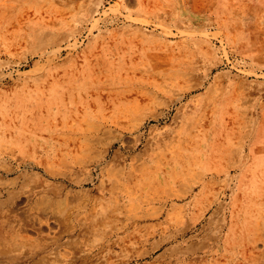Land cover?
Instances as JSON below:
<instances>
[{
    "label": "rangeland",
    "instance_id": "374dc122",
    "mask_svg": "<svg viewBox=\"0 0 264 264\" xmlns=\"http://www.w3.org/2000/svg\"><path fill=\"white\" fill-rule=\"evenodd\" d=\"M0 23V264H264V0H0Z\"/></svg>",
    "mask_w": 264,
    "mask_h": 264
},
{
    "label": "bare ground",
    "instance_id": "6f19581e",
    "mask_svg": "<svg viewBox=\"0 0 264 264\" xmlns=\"http://www.w3.org/2000/svg\"><path fill=\"white\" fill-rule=\"evenodd\" d=\"M2 1H4V0H2ZM12 1V0H11ZM38 2H39V0H37ZM45 1V0H44ZM22 2V1H21ZM7 4V3H6ZM41 4V3H40ZM24 5V4H23ZM6 6V5H5ZM28 6V5H27ZM41 6V5H40ZM32 7V6H31ZM44 7V6H43ZM47 7H48V5H47ZM4 9V8H3ZM28 9V8H27ZM46 9V8H45ZM40 10V9H39ZM42 11V10H41ZM40 11V12H41ZM2 12V11H1ZM10 12V11H9ZM36 12V11H35ZM181 12V11H180ZM4 13H6V12H4ZM29 13V12H28ZM30 14H31V12H30ZM11 15V14H10ZM190 15H191V13H190ZM3 17V16H2ZM12 17V16H11ZM23 17V16H22ZM21 17V18H22ZM28 17H29V15H28ZM32 17V16H31ZM8 18V17H7ZM14 18V17H13ZM18 19V18H17ZM28 19V18H27ZM178 19V18H177ZM23 20V19H22ZM35 20V19H34ZM48 20V19H47ZM6 21H8V20H6ZM12 21H14V20H12ZM19 21V20H18ZM21 21V20H20ZM26 21V20H25ZM11 22V21H10ZM28 22V21H27ZM163 22V21H162ZM5 23V22H4ZM9 23V22H8ZM33 23V22H32ZM1 24V23H0ZM16 24V23H15ZM49 24V23H48ZM12 25V24H11ZM23 26V25H22ZM21 26V27H22ZM11 27V26H10ZM13 27V26H12ZM12 29V28H11ZM16 29V28H15ZM14 31V30H13ZM19 31V30H18ZM46 31V30H45ZM5 32V31H4ZM17 32V31H16ZM16 32H15V34H16ZM6 33V32H5ZM9 33V32H8ZM193 59V58H192ZM190 61V60H189ZM185 66H187V65H185ZM177 69H179V68H177ZM171 71V70H170ZM195 71V70H194ZM186 73V72H185ZM168 74V73H167ZM173 74V73H172ZM178 74V73H177ZM188 75V74H187ZM182 76V75H181ZM165 78V77H164ZM83 82V81H82ZM163 82V81H162ZM167 83V82H166ZM171 83V82H170ZM83 85V84H82ZM85 86V85H84ZM90 86V85H89ZM81 87V86H80ZM203 87V86H202ZM167 88V87H166ZM191 88V87H190ZM86 89H88V88H86ZM195 89H196V87H195ZM201 89V88H200ZM161 91V90H160ZM157 93V92H156ZM184 95V94H183ZM159 98V97H158ZM199 98V97H198ZM178 99V98H177ZM196 100V99H195ZM197 106V105H196ZM195 106V107H196ZM199 107V106H198ZM205 107V106H204ZM135 108H136V110L135 111H137V110H139V108L138 107H136L135 106ZM206 109V108H205ZM133 110H130V109H126V110H124V111H122V112H120V115H121V117L122 118H125L126 120L128 119H130V117H131V112H132ZM208 114V113H207ZM195 115V114H194ZM208 116H210V115H208ZM206 117V116H205ZM190 118V117H189ZM191 119V118H190ZM200 119V118H199ZM203 119V118H202ZM158 120V119H157ZM214 120V119H213ZM114 122V121H113ZM109 123V122H108ZM187 123V122H186ZM208 123V122H207ZM209 124V123H208ZM188 125V124H187ZM110 126V125H109ZM116 126V125H115ZM120 128V127H119ZM196 128V127H195ZM112 129V128H111ZM105 132H107V131H105ZM96 133V132H95ZM214 134V133H213ZM105 136V135H104ZM208 136V135H207ZM215 138V137H214ZM207 139V138H206ZM218 140V139H217ZM95 141V140H94ZM108 145V144H107ZM82 146V145H81ZM208 146V145H207ZM215 146V145H214ZM13 147V146H12ZM79 149H81V148H79ZM78 149V150H79ZM105 149V148H104ZM107 149V148H106ZM111 149V148H110ZM105 152V151H104ZM3 154V153H2ZM12 154V153H11ZM14 154V153H13ZM81 154V153H80ZM103 155V154H102ZM8 156V155H7ZM99 156H100V154H99ZM80 159V158H79ZM83 161V160H82ZM1 162V161H0ZM74 162V161H73ZM93 162H95V160H93ZM2 163V162H1ZM33 163V162H32ZM91 163V162H90ZM125 163V162H124ZM35 164V163H34ZM39 164H41V163H39ZM43 164V163H42ZM6 165V164H5ZM79 165H80V163H79ZM126 165V164H125ZM17 166V165H16ZM45 166V165H44ZM43 166V167H44ZM75 166V165H74ZM11 167V166H10ZM123 167V166H122ZM10 169V168H9ZM69 169V168H68ZM128 169V168H127ZM130 169V168H129ZM2 170V169H1ZM5 170V169H4ZM123 170V169H122ZM125 170H126V168H125ZM1 172V171H0ZM6 172V171H5ZM57 172V171H56ZM2 174V173H1ZM0 174V175H1ZM7 175V174H6ZM18 177V176H17ZM88 178H90V177H88ZM127 179V178H126ZM202 179V178H201ZM18 180V179H17ZM83 180V179H82ZM209 181H210V179H209ZM218 182V181H217ZM13 183V182H12ZM12 183H10V184H12ZM210 183V182H209ZM6 185V184H5ZM8 186V185H7ZM35 186V185H34ZM65 186V185H64ZM77 186V185H76ZM207 186V185H206ZM214 186V185H213ZM63 187V186H62ZM34 188V187H33ZM32 188V189H33ZM65 188V187H64ZM206 189V188H205ZM220 189V188H219ZM58 191V190H57ZM65 191V190H64ZM158 191V190H157ZM9 192V191H8ZM42 192V191H41ZM50 192V191H49ZM204 192V191H203ZM5 193V192H4ZM37 194V193H36ZM46 194V193H45ZM48 194V193H47ZM72 194V193H71ZM189 194V193H188ZM53 196V195H52ZM79 196V195H78ZM114 196V195H113ZM135 196H136V199H135ZM9 197V196H8ZM95 197V196H94ZM97 197V196H96ZM108 197V196H107ZM123 198V197H122ZM124 198H126L128 201H129V203L132 205L133 203L135 204L137 201H138V195L135 193V192H132L129 188H125L124 189ZM175 198V197H174ZM183 198V197H182ZM35 199H37V198H35ZM40 199V198H39ZM38 199V200H39ZM99 199V198H98ZM121 199V198H120ZM141 199V198H140ZM91 200H94V199H91ZM90 200V201H91ZM149 200V199H148ZM1 201V200H0ZM72 201H74V200H72ZM89 201V200H88ZM95 201V200H94ZM108 201V200H107ZM170 201V200H169ZM178 201V200H177ZM8 202V201H7ZM31 202V201H30ZM48 202V201H47ZM52 202V201H51ZM62 202H63V200H62ZM76 202V201H75ZM156 202V201H155ZM168 202V201H167ZM3 203V202H2ZM50 203V202H49ZM48 203V204H49ZM64 203V202H63ZM89 203V202H88ZM92 203H94V202H92ZM100 203V202H99ZM80 204V203H79ZM121 204H123V203H121ZM153 204V203H152ZM157 204V203H156ZM188 204V203H187ZM30 205V204H29ZM93 205V204H92ZM98 205H100V204H98ZM139 205V204H138ZM198 205H200V204H198ZM56 206V205H55ZM72 206V205H71ZM84 206V205H83ZM115 206V205H114ZM127 206V205H126ZM20 207V206H19ZM97 207V206H96ZM158 207V206H157ZM222 207V206H221ZM47 208V207H46ZM52 208V207H51ZM55 208V207H54ZM13 209V208H12ZM21 209V208H20ZM24 209H26V208H24ZM23 209V210H24ZM56 209V208H55ZM64 209V208H63ZM62 209V210H63ZM118 209V208H117ZM144 209V208H143ZM161 209V208H160ZM197 209V208H196ZM30 210V209H29ZM41 210V209H40ZM86 210V209H85ZM89 210V209H88ZM119 210V209H118ZM185 210V209H184ZM187 210V209H186ZM39 211V210H38ZM61 211V210H60ZM100 211V210H99ZM111 211V210H110ZM193 211V210H192ZM199 211V210H198ZM16 212H17V210H16ZM54 212V211H53ZM123 212V211H122ZM167 212V211H166ZM189 212V211H188ZM197 212V211H196ZM219 212V211H218ZM5 213H7V212H5ZM9 213V212H8ZM21 213V212H20ZM97 213H99L98 211H97ZM103 213V212H102ZM140 213V212H139ZM16 214V213H15ZM33 214H34V212H33ZM49 214V213H48ZM184 214V213H183ZM189 214V213H188ZM217 214V213H216ZM56 215V214H55ZM84 215V214H83ZM104 215V214H103ZM114 215V214H113ZM131 215V214H130ZM142 215V214H141ZM220 215V214H219ZM24 216V215H23ZM71 216V215H70ZM99 216V215H98ZM108 216V215H107ZM110 216H111V214H110ZM140 216V215H139ZM20 217V216H19ZM57 217V216H56ZM68 217V216H67ZM89 217V216H88ZM87 217V218H88ZM104 217V216H103ZM131 217V216H130ZM17 218V217H16ZM135 218V217H134ZM186 218H187V215H186ZM96 219V218H95ZM122 219V218H121ZM166 219V218H165ZM164 219V220H165ZM192 219V218H191ZM119 220V219H118ZM144 220V219H143ZM163 220V219H162ZM217 220H219V219H217ZM252 220V219H251ZM11 221V220H10ZM67 221V220H66ZM97 221V220H96ZM130 221V220H129ZM141 221V220H140ZM139 221V222H140ZM146 221V220H145ZM212 221V220H211ZM260 221V220H259ZM18 222V221H17ZM76 222V221H75ZM90 222V221H89ZM103 222H105V221H103ZM111 222V221H110ZM182 222V221H181ZM190 222V221H189ZM77 223V222H76ZM207 223V222H206ZM130 224V223H129ZM136 224V223H135ZM10 225V224H9ZM24 225V224H23ZM96 225V224H95ZM98 225V224H97ZM112 225V224H111ZM172 225V224H171ZM176 225V224H175ZM175 225H174V227H175ZM30 226H31V224H30ZM140 226V225H139ZM147 226V225H146ZM6 227V226H5ZM65 227V226H64ZM103 227V226H102ZM114 227V226H113ZM122 227H123V225H122ZM134 227V226H133ZM162 227V226H161ZM172 227V226H171ZM185 227V226H184ZM199 227V226H198ZM8 228V227H7ZM20 228V227H19ZM95 228V227H94ZM141 228V227H140ZM163 228V227H162ZM208 228V227H207ZM221 228V227H220ZM33 229V228H32ZM91 229V227L89 228V230ZM96 229V228H95ZM98 229V228H97ZM109 229V228H108ZM158 229V228H157ZM181 229H183V228H181ZM191 229V228H190ZM236 229V228H235ZM258 229H260V228H258ZM64 230H65V228H64ZM119 230V229H118ZM121 230V229H120ZM129 230V229H128ZM127 230V231H128ZM133 230V229H132ZM152 230V229H151ZM210 230V229H209ZM23 231V230H22ZM83 231V230H82ZM102 231H103V229H102ZM158 231V230H157ZM20 232V231H19ZM116 232V231H115ZM119 232V231H118ZM149 232V231H148ZM262 232V231H261ZM264 232V231H263ZM85 233H86V231H85ZM84 233V234H85ZM90 233V232H89ZM88 233V234H89ZM182 233V232H181ZM222 233H223V231H222ZM6 234V233H5ZM55 234V233H54ZM53 234V235H54ZM64 234H65V232H64ZM84 234H83V236H84ZM92 234V233H91ZM174 234V233H173ZM254 234V233H253ZM32 235V234H31ZM94 235V234H93ZM114 235V234H113ZM125 235V234H124ZM153 235V234H152ZM158 235V234H157ZM178 235V234H177ZM181 235V234H180ZM61 236V235H60ZM116 236V235H115ZM132 236V235H131ZM173 236V235H172ZM187 236V235H186ZM190 236V235H189ZM40 237V236H39ZM38 237V238H39ZM74 237V236H73ZM85 237V236H84ZM153 237V236H152ZM175 237V236H174ZM180 237V236H179ZM188 237V236H187ZM223 237V236H222ZM250 237V236H249ZM52 238V237H51ZM92 238V237H91ZM119 238V237H118ZM186 238V237H185ZM202 238V237H201ZM117 239V238H116ZM210 239V238H209ZM21 240V239H20ZM138 240V239H137ZM143 240H145V239H143ZM166 240V239H165ZM204 240V239H203ZM50 241V240H49ZM93 241V240H92ZM148 241V240H147ZM207 241V240H206ZM222 241V240H221ZM47 242V241H46ZM64 242V241H63ZM173 242V241H172ZM190 242V241H189ZM203 242V241H202ZM230 242V241H229ZM264 242V241H263ZM196 243V242H195ZM206 243V242H205ZM204 243V244H205ZM217 243H219V242H217ZM246 243V242H245ZM252 243V242H251ZM257 243V242H256ZM40 244V243H39ZM137 244V243H136ZM180 244V243H179ZM188 244V243H187ZM198 244H199V241H198ZM215 244V243H214ZM225 244V243H224ZM105 245V244H104ZM108 245V244H107ZM132 245V244H131ZM150 245V244H149ZM250 245V244H249ZM255 245V244H254ZM95 246V245H94ZM113 246V245H112ZM111 246V247H112ZM133 246V245H132ZM207 246H208V244H207ZM213 246V245H212ZM79 247H81V246H79ZM98 247V246H97ZM154 247V246H153ZM157 247H158V245H157ZM168 247V246H167ZM82 248V247H81ZM103 248V247H102ZM121 248V247H120ZM177 248V247H176ZM242 248V247H241ZM256 248V247H255ZM61 249V248H60ZM97 249V248H96ZM106 249V248H105ZM133 249V248H132ZM150 249V248H149ZM180 249V248H179ZM221 249V248H220ZM117 250V249H116ZM134 250H136V249H134ZM252 250V249H251ZM37 251V250H36ZM79 251V250H78ZM115 251V250H114ZM211 251V250H210ZM220 251V250H219ZM227 251V250H226ZM232 251V250H231ZM239 251H241V250H239ZM145 252V251H144ZM229 252V251H228ZM13 253V252H12ZM83 253V252H82ZM92 253V252H91ZM111 253H113V252H111ZM145 253H147V252H145ZM153 253V252H152ZM198 253V252H197ZM47 254V253H46ZM64 254V253H63ZM86 254V253H85ZM137 254V253H136ZM175 254V253H174ZM178 254V253H177ZM196 254V253H195ZM221 254V253H220ZM228 254V253H227ZM246 254V253H245ZM254 254V253H253ZM31 255V254H30ZM8 256V255H7ZM26 256V255H25ZM50 256V255H49ZM88 256V255H87ZM141 256H142V254H141ZM216 256H217V254H216ZM227 256V255H226ZM245 256V255H244ZM53 257V256H52ZM113 257V256H112ZM112 257H110V258H112ZM134 257V256H133ZM187 257V256H186ZM234 257V256H233ZM37 258V257H36ZM73 258V257H72ZM179 258V257H178ZM181 258V257H180ZM192 258V257H191ZM242 258V257H241ZM240 258V259H241ZM27 259H29V258H27ZM48 259V258H47ZM90 259V258H89ZM144 259V258H143ZM88 260V259H87ZM197 260V259H196ZM199 260V259H198ZM5 261V260H4ZM18 261V260H17ZM184 261V260H183ZM207 261V260H206ZM234 261V260H233ZM238 261H240L239 259H238ZM262 261V260H261ZM13 262V261H12ZM59 262V261H58ZM61 262V261H60ZM84 262H85V260H84ZM135 262V261H134ZM144 262V261H143ZM169 262V261H168ZM198 262V261H197ZM5 263V262H4ZM3 263V264H4ZM66 263V262H65ZM122 263V262H121ZM128 263V262H127ZM150 263V262H149ZM173 263H174V261H173ZM259 263V262H258ZM8 264V263H7ZM31 264V263H30ZM47 264H48V262H47ZM69 264V263H68ZM143 264H145V263H143ZM147 264V263H146ZM192 264V263H191Z\"/></svg>",
    "mask_w": 264,
    "mask_h": 264
}]
</instances>
